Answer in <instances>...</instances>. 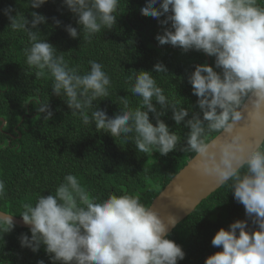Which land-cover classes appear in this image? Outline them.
Returning <instances> with one entry per match:
<instances>
[{
  "label": "clouds",
  "instance_id": "9594fccd",
  "mask_svg": "<svg viewBox=\"0 0 264 264\" xmlns=\"http://www.w3.org/2000/svg\"><path fill=\"white\" fill-rule=\"evenodd\" d=\"M77 18L78 30L71 24L65 30L72 38L84 33L90 40L102 28L112 29L119 0H62ZM47 0H29V6L39 8ZM159 3V7H154ZM11 6L4 9L10 28L25 32L29 46L25 48L26 64L36 78L47 72L52 79V92L61 97L85 125L94 124L113 138L132 140L139 153L158 152L164 156L178 149L196 154V165L204 175L212 177L218 186L229 181L234 198L245 208L246 216L258 225L247 230V220L233 222L228 230L220 228L211 243L221 248L208 256L204 264H264V139H246L236 132L238 122L245 118L251 127L264 126V0H147L140 9L144 16L161 20L163 34L155 39L160 45L170 44L202 51L214 57L215 68L197 64L188 77L200 113L181 106L165 95L152 71L136 72L131 93L141 98L136 108L121 97L123 108L109 117L105 110L93 109L94 101L108 97L111 85L103 65L90 60V70L80 73L70 67L57 49L40 38V24L47 18L35 11L31 21ZM56 26L61 21L54 18ZM30 25V26H29ZM155 73L168 74L162 63L153 67ZM153 101L157 102L160 110ZM170 109L177 125L181 122L189 131L181 137L170 131L160 119ZM90 111V114H89ZM39 113L51 119L49 105L41 104ZM149 113L155 115V125ZM202 113V118H201ZM218 133L226 138L213 147L209 135ZM134 134V135H130ZM181 191L180 187L176 188ZM5 185L0 181V198ZM20 214L30 226L31 237L22 234L21 247L38 252L41 246L51 264H178L185 258L182 247L169 239V228L177 217L165 220L152 207L143 204L138 195L109 194L107 198L90 194L74 174H66L54 193L39 195L35 204H24ZM0 239L14 227L12 215L0 213ZM237 230L238 234H237ZM38 264H44L43 260Z\"/></svg>",
  "mask_w": 264,
  "mask_h": 264
},
{
  "label": "trees",
  "instance_id": "16d2710c",
  "mask_svg": "<svg viewBox=\"0 0 264 264\" xmlns=\"http://www.w3.org/2000/svg\"><path fill=\"white\" fill-rule=\"evenodd\" d=\"M146 2L119 0L113 28H102L85 40L83 31L74 39L65 30L69 24L78 33L80 28L62 0H47L36 9L29 6V0H0V118L4 121L0 126V181L5 185V195L0 198L1 211L22 218L24 204L34 205L39 195L54 193L69 173L76 175L90 194L100 199L109 194L138 195L149 207L195 155L180 151V146L164 156L158 152L139 153L132 140L113 138L103 131L97 132L94 124H83L79 115H72L64 100L52 92L50 75L46 72L36 78L34 70L27 66L24 50L29 46L28 36L13 31L4 14V9L11 6L15 9L13 15L21 12L29 21L33 11L44 15L47 24L37 26L40 38L47 39L57 49L56 54L63 55L69 66L78 68L81 74L90 70V60L103 65L111 81L109 95L94 101L92 110L98 107L113 117L123 108L121 97L128 98L131 108L138 107L141 98L131 93L129 77L134 79L136 72L145 70L152 71L166 96L191 109L185 120L190 119L200 109L188 77L197 64H208L217 72L220 69L215 68V58L202 51L185 53L170 44L160 45L155 37L163 34L170 23H160L164 16L158 20L142 15L140 9ZM154 7H159V3ZM54 18L61 21L60 26H56ZM157 63L165 65L168 74L155 73L153 67ZM47 103L51 119H44L47 114L39 113L40 105ZM153 103L160 110L159 104ZM149 118L155 125V115L149 113ZM160 119L181 137L183 145L189 131L184 123L177 125L170 109ZM217 134L209 135L208 140ZM230 184L231 181L221 185L203 199L169 233L168 238L186 254L178 264H204L208 256L222 250L211 243L216 232L220 228L228 230L237 220H247L249 232L258 229L246 216L244 206L235 200ZM22 234L31 237L29 228L15 225L0 239V264H38L40 260L51 264L44 246L35 253L21 247Z\"/></svg>",
  "mask_w": 264,
  "mask_h": 264
},
{
  "label": "water",
  "instance_id": "95a60500",
  "mask_svg": "<svg viewBox=\"0 0 264 264\" xmlns=\"http://www.w3.org/2000/svg\"><path fill=\"white\" fill-rule=\"evenodd\" d=\"M249 110L250 105L245 108V118L238 122L235 131L241 132L246 139H264V126L255 128L250 126L247 115ZM0 122L2 127L4 125L2 118H0ZM218 136L219 134L210 140L214 144V148L226 138L227 134H222L219 140ZM198 161L199 158L195 154L152 200L149 207H152L165 220L169 215H173L177 217V224L180 223L203 199L221 186H218V183L212 177L204 175L197 169ZM177 187L181 188L180 192L176 191ZM0 213L12 215L15 225L30 229V226L26 225L22 218L1 210ZM176 225L169 228V233Z\"/></svg>",
  "mask_w": 264,
  "mask_h": 264
}]
</instances>
